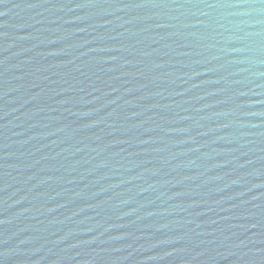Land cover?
Masks as SVG:
<instances>
[{
  "label": "water",
  "instance_id": "water-1",
  "mask_svg": "<svg viewBox=\"0 0 264 264\" xmlns=\"http://www.w3.org/2000/svg\"><path fill=\"white\" fill-rule=\"evenodd\" d=\"M0 264H264V0H0Z\"/></svg>",
  "mask_w": 264,
  "mask_h": 264
}]
</instances>
